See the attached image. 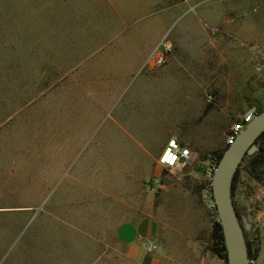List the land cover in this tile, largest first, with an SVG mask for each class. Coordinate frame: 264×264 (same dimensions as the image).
Returning <instances> with one entry per match:
<instances>
[{"label": "rangeland", "instance_id": "1", "mask_svg": "<svg viewBox=\"0 0 264 264\" xmlns=\"http://www.w3.org/2000/svg\"><path fill=\"white\" fill-rule=\"evenodd\" d=\"M167 1L204 15V56L169 62L173 44L142 70L160 27L181 26L166 9L123 26L107 0H0V264H91L166 196L205 203L204 168L240 114L264 110V0ZM169 137L194 153L183 172L157 163ZM258 171L242 162L234 191L253 254Z\"/></svg>", "mask_w": 264, "mask_h": 264}, {"label": "crops", "instance_id": "2", "mask_svg": "<svg viewBox=\"0 0 264 264\" xmlns=\"http://www.w3.org/2000/svg\"><path fill=\"white\" fill-rule=\"evenodd\" d=\"M107 1L121 18L123 26L151 16L154 11L161 9L168 11L166 18H180V28L169 39L175 46L169 62H181L185 57L201 59L204 56L205 46L195 35V29H200L201 16L204 15L185 9L182 3L170 4L167 0ZM158 32L157 37L141 51L137 61L141 67L155 45L165 36L163 27H160ZM133 55L134 52L131 57ZM167 140L160 148L161 151ZM184 191L188 192L189 188ZM239 219L244 228L240 213ZM257 232L261 238L251 264H264V229L260 228L259 223ZM114 238L115 247L107 248L91 264H96L105 256L102 264H226V260L213 249L209 212L197 194L192 196V193H189L186 198L179 200L166 196L159 205L139 217L118 223ZM145 239L153 240L157 244V250L147 253L142 245Z\"/></svg>", "mask_w": 264, "mask_h": 264}, {"label": "water", "instance_id": "3", "mask_svg": "<svg viewBox=\"0 0 264 264\" xmlns=\"http://www.w3.org/2000/svg\"><path fill=\"white\" fill-rule=\"evenodd\" d=\"M263 132L264 110L258 112L233 142L227 145L213 169L211 189L217 221L222 231L226 264H251L244 228L237 215L231 187L237 168L244 157L257 151L256 140Z\"/></svg>", "mask_w": 264, "mask_h": 264}, {"label": "built area", "instance_id": "4", "mask_svg": "<svg viewBox=\"0 0 264 264\" xmlns=\"http://www.w3.org/2000/svg\"><path fill=\"white\" fill-rule=\"evenodd\" d=\"M212 32L216 30L210 28ZM172 50V44L167 36H164L154 47L151 54L143 63L141 69L153 70L164 65L168 59V56ZM258 113L255 106L247 108L242 114H240L231 126L230 132L226 137V144H230L235 139L236 135L247 125V123L253 119ZM193 151L187 143L180 141L176 137H170L165 143L161 153L157 158V163L165 170L169 172L180 173L183 172L188 165L193 161ZM216 162L207 168L204 173L203 183V195L205 204L211 212L212 221H217V214L215 203L212 196L211 179L212 173ZM158 183V180L155 181ZM218 222V221H217ZM224 244V243H223ZM142 245L147 253H153L157 250V244L151 239H145L142 241Z\"/></svg>", "mask_w": 264, "mask_h": 264}, {"label": "trees", "instance_id": "5", "mask_svg": "<svg viewBox=\"0 0 264 264\" xmlns=\"http://www.w3.org/2000/svg\"><path fill=\"white\" fill-rule=\"evenodd\" d=\"M260 111L263 110H259V112ZM256 144L258 147L257 151L253 155L244 157L242 162L246 160L247 167L250 171L255 173L258 170H260L261 173H264V132L258 137V139L256 140ZM227 145L228 144H226V146L223 149L216 152L214 162H217L219 160L222 151L227 147ZM239 167L237 168L232 181L231 192H232L233 202H234V191H235L237 176L239 174ZM258 174L259 173H256L255 176H257ZM237 215L239 217L238 211H237ZM212 239H213V249L215 250V252L221 255L224 259H226L222 231L220 224L217 221H212ZM246 244H247L248 255L250 259H253L256 256V253L255 254L252 253L251 243L247 239H246Z\"/></svg>", "mask_w": 264, "mask_h": 264}, {"label": "flooded vegetation", "instance_id": "6", "mask_svg": "<svg viewBox=\"0 0 264 264\" xmlns=\"http://www.w3.org/2000/svg\"><path fill=\"white\" fill-rule=\"evenodd\" d=\"M252 260V259H251Z\"/></svg>", "mask_w": 264, "mask_h": 264}]
</instances>
